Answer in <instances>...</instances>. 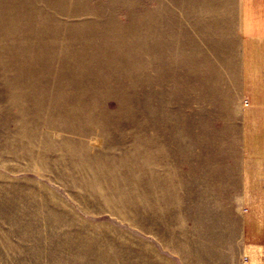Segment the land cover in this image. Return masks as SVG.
Wrapping results in <instances>:
<instances>
[{
	"label": "rangeland",
	"instance_id": "rangeland-1",
	"mask_svg": "<svg viewBox=\"0 0 264 264\" xmlns=\"http://www.w3.org/2000/svg\"><path fill=\"white\" fill-rule=\"evenodd\" d=\"M241 23L242 0H0V264H264Z\"/></svg>",
	"mask_w": 264,
	"mask_h": 264
},
{
	"label": "crops",
	"instance_id": "crops-1",
	"mask_svg": "<svg viewBox=\"0 0 264 264\" xmlns=\"http://www.w3.org/2000/svg\"><path fill=\"white\" fill-rule=\"evenodd\" d=\"M242 88L264 114V0H242ZM249 231H247V234Z\"/></svg>",
	"mask_w": 264,
	"mask_h": 264
}]
</instances>
